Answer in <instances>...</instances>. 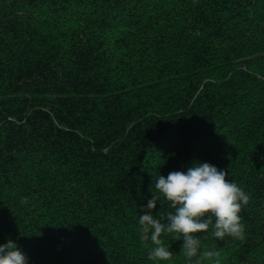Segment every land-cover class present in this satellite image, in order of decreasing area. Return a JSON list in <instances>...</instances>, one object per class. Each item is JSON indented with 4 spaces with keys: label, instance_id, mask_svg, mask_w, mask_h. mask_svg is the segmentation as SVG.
Returning <instances> with one entry per match:
<instances>
[{
    "label": "trees",
    "instance_id": "obj_1",
    "mask_svg": "<svg viewBox=\"0 0 264 264\" xmlns=\"http://www.w3.org/2000/svg\"><path fill=\"white\" fill-rule=\"evenodd\" d=\"M194 161L251 197L245 238L209 229L200 250L264 264V0H0V244L29 264H180L176 234L149 259L139 217L152 177Z\"/></svg>",
    "mask_w": 264,
    "mask_h": 264
},
{
    "label": "clouds",
    "instance_id": "obj_2",
    "mask_svg": "<svg viewBox=\"0 0 264 264\" xmlns=\"http://www.w3.org/2000/svg\"><path fill=\"white\" fill-rule=\"evenodd\" d=\"M226 169L206 161H194L187 171H171L167 176L152 177L156 194L150 196L142 205L143 214L139 217L140 239L151 241L154 248L149 252V259L171 260L173 253L161 239L162 234L173 235L175 240H183L181 245L184 255L191 260L198 256L201 249L199 233L211 229V234L218 240L226 238L244 239L245 226L241 223V211L251 197L238 184L227 178ZM173 211L156 218L153 215L158 203H164ZM22 203L27 204L24 197ZM165 220L166 222H162ZM145 243V247H147ZM219 252L200 253V260L216 257L220 264ZM0 264H29V257L21 246L9 239L0 244Z\"/></svg>",
    "mask_w": 264,
    "mask_h": 264
},
{
    "label": "rangeland",
    "instance_id": "obj_3",
    "mask_svg": "<svg viewBox=\"0 0 264 264\" xmlns=\"http://www.w3.org/2000/svg\"><path fill=\"white\" fill-rule=\"evenodd\" d=\"M206 252L205 250H200L197 257H193L189 260L185 255L183 250L177 251L176 259L180 264H210V259L200 260V253Z\"/></svg>",
    "mask_w": 264,
    "mask_h": 264
}]
</instances>
